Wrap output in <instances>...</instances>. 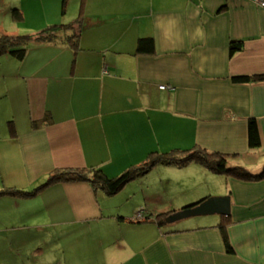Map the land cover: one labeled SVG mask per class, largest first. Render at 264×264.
<instances>
[{"label": "crops", "instance_id": "1", "mask_svg": "<svg viewBox=\"0 0 264 264\" xmlns=\"http://www.w3.org/2000/svg\"><path fill=\"white\" fill-rule=\"evenodd\" d=\"M59 2L33 14L27 30L79 16L76 45L61 31L30 43L22 59L0 55V190H31L63 168L99 167L113 177L150 152L192 147L260 169L264 80L232 76L264 73V7L252 0H62L58 12ZM141 37H153V53L137 52ZM231 41L242 49L230 54ZM250 118L259 128L256 148L248 145ZM151 169L117 192V216L112 206L104 211L106 197L86 180L1 194L0 264H264V177L241 180L196 162ZM220 195L230 196L227 216H154ZM135 216L143 221H129ZM47 246L51 259L43 257Z\"/></svg>", "mask_w": 264, "mask_h": 264}, {"label": "trees", "instance_id": "2", "mask_svg": "<svg viewBox=\"0 0 264 264\" xmlns=\"http://www.w3.org/2000/svg\"><path fill=\"white\" fill-rule=\"evenodd\" d=\"M65 0H63L64 6ZM12 14L15 19H21V12L17 8L12 9ZM80 17L78 16L71 22L67 23H55L47 26L35 33L25 34H0V55L3 53H10L17 59H22L28 46L33 42H46L53 40L57 33L63 31H70L67 35V39L71 41L72 45H76V39L79 35L80 29ZM242 49V42L231 41L229 44V53L232 54L237 50ZM137 52L140 53H153L154 52V39L153 37H141L137 42ZM233 81H260L264 80V73L249 74V75H234L232 76ZM45 119V118H44ZM33 126H36L37 121L32 122ZM12 130V126H9ZM261 138L259 128L256 119L250 118L248 120V145L250 148H256L260 145ZM189 162H196L204 167L208 168L214 173L223 174L228 177H233L241 180H257L264 177V163L257 171L253 172L242 165H231L227 162V155L215 150H209L206 148L192 147L189 149H173L169 152H150L147 157L140 164L131 165L125 169L119 175L108 177L101 168L99 167H87V168H63L52 171L45 182L38 187L31 190H18L12 187H7L0 190V195L4 193L9 194H22L32 195L41 187L56 182L65 181H78L86 180L94 188L101 189L105 194L112 195L119 191L123 185L130 180L139 177L147 173L155 164H174L183 165ZM196 203L186 204L183 208L191 207ZM168 213H156V218L162 219L163 216ZM119 219H124L123 216H118ZM143 218L138 216L133 217L129 221L131 222H142ZM227 220V218H223ZM224 221V220H223ZM219 223V229L222 235V239L229 252L232 251L230 241L225 229L224 222Z\"/></svg>", "mask_w": 264, "mask_h": 264}, {"label": "rangeland", "instance_id": "3", "mask_svg": "<svg viewBox=\"0 0 264 264\" xmlns=\"http://www.w3.org/2000/svg\"><path fill=\"white\" fill-rule=\"evenodd\" d=\"M51 1L52 0H0V29L1 30L2 29H8V30L10 29L9 31L14 30L15 32L12 33L11 35L35 33L37 31H39V30H36L35 32L34 31L32 32V31L27 30V29H29L28 27L31 26L30 24L35 23V21L31 17L33 16V14H35L37 12H40V11L42 12L44 8L49 12H53V11H51V8H52V5L50 3ZM13 8H17L21 12V15H22L21 19H15V17L12 14ZM56 11H58V12L62 11V0H60V2L58 3V7H57ZM31 20L33 23H30ZM25 21H27V23L29 25L26 24ZM0 34H1V32H0ZM152 168H153V166H152ZM150 172L157 174L156 175L157 177L160 174L162 176L165 174L164 171H162L161 169H158V168L151 169ZM98 190L101 191V193H103L104 197H106V199L103 202V203H105L104 204L105 205L104 211H106V210L109 211L110 208H107V207L112 206L111 211H113V213L117 216V214L120 213L117 211L120 208H122L120 206V202L122 200V197L120 194H117V192H119V191H117L115 194L107 195L101 189H98ZM116 205H118V206H116ZM168 215H166L163 219L165 220ZM214 216H217V215H203V216H198L197 218H204V219L208 220L209 218H212ZM191 218H193V217H191ZM106 230H107L106 232L108 233V238L112 239L114 231L112 230V228H109V227H106ZM31 231L36 233L38 230H37V228H33ZM46 232L47 231H45L44 233H46ZM117 239L118 238H116V240ZM28 243H30V244H27L28 248L31 249L33 247V242H28ZM40 246H41L40 244H36L35 247L31 251H29V253L34 252V250L36 248L38 249V247H40ZM48 246H49V244H48ZM48 246L46 247V250H44L43 257L46 256L47 258L51 259L53 257V255L48 250ZM68 247L69 246H65V248H68ZM52 249L53 250L57 249V247L56 248L52 247ZM71 250H72V244H71ZM43 257H42V260H43ZM31 258H32V260H31L32 262L35 259L39 260L37 254H35L34 256L32 255ZM40 258H41V256H40ZM40 261H41V259H40ZM40 261H39V264H46V262H47L46 260L44 262L43 261L40 262Z\"/></svg>", "mask_w": 264, "mask_h": 264}, {"label": "water", "instance_id": "4", "mask_svg": "<svg viewBox=\"0 0 264 264\" xmlns=\"http://www.w3.org/2000/svg\"><path fill=\"white\" fill-rule=\"evenodd\" d=\"M212 214H219L224 216L230 214L229 195L210 196L200 202H197L191 207L181 208L180 210L172 212L166 217L165 221L172 222L189 216Z\"/></svg>", "mask_w": 264, "mask_h": 264}, {"label": "built area", "instance_id": "5", "mask_svg": "<svg viewBox=\"0 0 264 264\" xmlns=\"http://www.w3.org/2000/svg\"><path fill=\"white\" fill-rule=\"evenodd\" d=\"M253 2H255L256 4H258L259 6L264 7V0H252ZM165 86H161V88H164Z\"/></svg>", "mask_w": 264, "mask_h": 264}]
</instances>
